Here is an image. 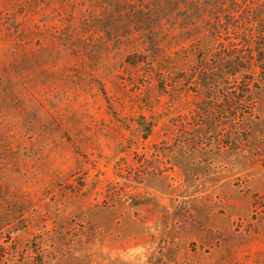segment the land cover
<instances>
[{"label":"rangeland","instance_id":"1","mask_svg":"<svg viewBox=\"0 0 264 264\" xmlns=\"http://www.w3.org/2000/svg\"><path fill=\"white\" fill-rule=\"evenodd\" d=\"M138 3L0 0V264H264V0Z\"/></svg>","mask_w":264,"mask_h":264},{"label":"trees","instance_id":"2","mask_svg":"<svg viewBox=\"0 0 264 264\" xmlns=\"http://www.w3.org/2000/svg\"><path fill=\"white\" fill-rule=\"evenodd\" d=\"M139 3L136 4V11H150L155 16L156 24L159 27L161 24L162 14L166 17L168 14H187L192 19V24H200L202 26H210L211 32H220L219 27L221 26L220 13L223 10L232 9V13L235 14L238 10L248 7L252 0H137ZM164 1L166 3H164ZM241 8V9H239ZM241 12V11H239ZM193 14V15H192ZM191 15V16H190ZM167 18V17H166ZM167 20V19H166ZM197 20V21H196ZM204 26V28H205ZM253 28V23L249 22V29ZM203 34V33H202ZM257 34V33H256ZM255 31L249 33V39L255 38L254 41L260 43L257 40ZM259 34V33H258ZM253 41V39H252Z\"/></svg>","mask_w":264,"mask_h":264}]
</instances>
